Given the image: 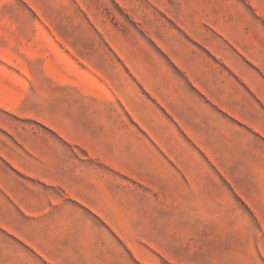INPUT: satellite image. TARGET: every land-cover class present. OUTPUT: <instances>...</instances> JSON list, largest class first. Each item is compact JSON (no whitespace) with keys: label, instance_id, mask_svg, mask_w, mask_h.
<instances>
[{"label":"rangeland","instance_id":"374dc122","mask_svg":"<svg viewBox=\"0 0 264 264\" xmlns=\"http://www.w3.org/2000/svg\"><path fill=\"white\" fill-rule=\"evenodd\" d=\"M0 264H264V0H0Z\"/></svg>","mask_w":264,"mask_h":264},{"label":"crops","instance_id":"0c3cea01","mask_svg":"<svg viewBox=\"0 0 264 264\" xmlns=\"http://www.w3.org/2000/svg\"><path fill=\"white\" fill-rule=\"evenodd\" d=\"M33 234L34 233L32 231L27 230L25 239H27V237H28L29 238L28 240L31 242V236ZM34 246H35L34 247L35 249H39L40 250V252H41V254H43L44 258H47L49 260H51V259H55L56 260L57 254H58V256H60V255L65 253V247H63L60 244L59 245H55L53 247H51V244H50V246L46 245V247L42 246V245L41 246L40 245H37V246L34 245Z\"/></svg>","mask_w":264,"mask_h":264}]
</instances>
